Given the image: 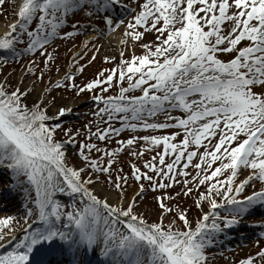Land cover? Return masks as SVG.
<instances>
[{
	"label": "snow or ice",
	"instance_id": "6c2138e0",
	"mask_svg": "<svg viewBox=\"0 0 264 264\" xmlns=\"http://www.w3.org/2000/svg\"><path fill=\"white\" fill-rule=\"evenodd\" d=\"M116 3L0 0V12L6 13L11 5L17 17L0 33V49L18 59L22 53L42 49L58 34L71 35L60 32V25L80 10L88 16L107 13L103 21L112 29L124 23L112 19ZM138 8L125 25L124 36L135 46L145 32L154 33L152 40L140 43L143 54L122 57L102 79L82 86L65 84V79L72 81L71 75L54 82L78 93L115 85L117 95L94 99L104 105L98 113L121 122L117 127L89 130L79 140V129L46 123L48 105L43 98L26 103L31 86L21 89L0 81V168L11 177L9 187L25 194V225L32 217L39 224L22 228L21 238L15 234L19 222L12 215H0V242L9 246L0 254V264H47L46 252L55 249L67 255V264H85L81 253L96 249L106 258L104 264H206L205 248L214 243L213 234L237 225L257 206L264 208V0H140ZM25 36L27 46L20 49L17 45ZM35 71L30 63L28 72ZM42 76L43 72L37 79ZM132 89L140 94L128 95ZM67 111L60 107L54 115ZM171 128L182 136L165 131ZM57 129L64 139L56 138ZM124 129L152 134L128 135L117 140L115 148L103 143ZM137 141L143 143L131 156L142 159L153 147L162 150L143 160L144 170L132 162L130 174L114 169L122 150ZM66 144L73 146L78 161L72 160ZM93 151L98 155L93 157ZM189 166L194 173L186 171ZM241 166L248 170L242 179ZM222 174V179H213ZM129 178L137 186L125 203ZM141 181H147V187ZM94 184H106L113 198L101 196ZM177 184L185 195L195 191L198 208L206 201L211 215L203 212L193 225L188 208L171 203L179 193L161 191ZM249 184L255 190L238 195ZM149 190L158 192L153 197L158 207L155 219L136 209L137 197ZM57 193L67 194L72 203L56 199ZM218 205H227L230 215L220 217ZM257 257L264 264V246L237 264H257Z\"/></svg>",
	"mask_w": 264,
	"mask_h": 264
},
{
	"label": "rangeland",
	"instance_id": "374dc122",
	"mask_svg": "<svg viewBox=\"0 0 264 264\" xmlns=\"http://www.w3.org/2000/svg\"><path fill=\"white\" fill-rule=\"evenodd\" d=\"M140 0H117V3L113 5L111 16L115 23L116 20H123L124 23L118 26H115L112 29H109L107 24L103 21V16L107 13H95L93 12L91 16H88L84 13L83 10L75 12V14H70L67 21L71 22L75 28L63 27L60 25V32H70L71 35L63 36L58 34L55 36L48 44L42 45V49H37L36 52L27 55L19 56L20 58L14 59L10 58L7 61L0 62V81H6L11 87L19 86L23 89L25 86H31L32 92L28 96L26 103H34L36 100L43 98L44 103L48 105L45 109L49 120L47 122L54 121H68L74 124L75 128L77 126L81 127L84 133L86 131L92 130L95 132L97 128L102 129L105 125L109 127H117L121 122L119 120L113 119L108 120L106 115L98 113V108L104 106L101 102L100 104L94 99V96H90L87 90H82L79 93L75 88H66L63 85L54 86V82L58 79L66 77L67 75L72 76V81L64 80V83H75L77 86H82L84 83H87L94 79L97 76V73H100L102 79L103 75H107L108 70L103 73L101 68L117 67L119 61L123 58H130L132 55H141L144 53L145 49L140 46V43L147 42L152 40L154 33L145 32L143 40L137 42L135 46L130 43V37L124 36V28L128 23V20L131 16L139 10L138 4ZM14 6H9L5 12H0V22L3 24H8L14 20L15 14L13 11ZM13 17V18H12ZM17 18V17H16ZM15 18V19H16ZM84 31H88L85 35V38H78ZM112 31L118 32V40L115 44H109L108 38L109 33ZM107 36V37H105ZM86 40H90L88 44L84 46ZM124 43H121V41ZM84 46V47H83ZM50 53V55H48ZM93 53L95 55L93 56ZM83 54L87 55V58L92 55L93 63L89 65L73 66V62L76 59H79V56ZM112 57L105 61L104 57ZM47 59V66L45 61ZM92 60V58H90ZM34 66L35 72L29 73L28 68ZM81 63V62H80ZM43 72V76L37 79L40 73ZM67 74V75H66ZM64 77V78H65ZM96 94L101 96H113L111 88H104V85H97ZM94 88V89H95ZM118 90V89H117ZM138 89H132L128 92V95L138 94ZM86 94V95H85ZM118 94V91L116 93ZM85 95V96H84ZM60 107L69 108L70 111L63 113L60 116L54 115L55 111ZM50 119L52 121H50ZM163 121V116L159 117ZM87 125V128L85 127ZM165 131H177L178 136H182V132L178 129L171 128ZM152 134L151 130H137L136 132H130L127 129L122 130L118 136L112 137L111 141H104L103 143L112 144L113 148L117 147V140L126 139L128 135H145ZM63 134L60 131H57L56 138H60ZM143 141H137L136 145L131 149L122 150L118 155L117 162H114L112 167L114 169H122L124 172H131L130 163H135L141 169L143 168V160L150 159L153 155L160 152L162 149L153 147L152 151H146L143 155V158H137L131 156L130 152L133 150L138 151L139 145ZM100 143H98L99 145ZM69 153H72V160L78 161V154L74 152L73 146L66 145ZM127 148V146H125ZM202 150V149H201ZM168 157L166 156V161ZM197 158H193V162H196ZM159 164V161H156ZM216 163V162H213ZM179 167V165H177ZM144 170V169H143ZM186 171L189 173H194V169L189 166ZM227 171V170H225ZM248 170L244 169L241 166L238 169V178H243L246 175ZM149 174L151 172L149 171ZM115 175V172H113ZM223 174L220 177H214L213 179H222ZM101 181L104 180V176L101 175ZM177 179H180L177 176ZM147 187V181H141ZM11 183V177L9 173L0 168V215H12L15 221L19 223L16 226L15 233L18 237L23 236L22 228L27 229L30 227H37L39 224L36 222L35 218L30 220L27 225L23 221L22 217L26 212L24 207L25 203V194L15 188L9 187ZM137 186V182L134 179L129 178L127 191L124 193V201L127 203L130 197H132ZM259 181L255 182V188H259ZM94 187L97 192L101 195H107L111 200L113 198L112 189L108 188L106 184L102 187L100 185L94 184ZM201 188H204V185H201ZM255 190L253 185L249 184L245 187L244 191L238 195H247L250 191ZM161 191H167L169 194L173 192H178L179 196L174 198L171 203L178 204L181 208H188V219L192 221L193 225L195 221L203 215V212H208L211 215L208 203L206 201H201V207H197L194 203L196 196L195 191L191 194L185 195L181 191V185L177 184L167 189H161ZM16 194V195H15ZM157 190H149L141 197L138 196L137 199L139 203L136 205V209L142 212L145 217L149 219H155L156 213L158 211L157 202L153 199L157 195ZM30 195L34 196V192H31ZM11 196H15V203L10 201ZM55 198L59 199L64 204H71L72 199L67 194H55ZM219 199V197H216ZM76 203H79V198L76 199ZM256 208L250 210V214H246L240 218V221L237 225L226 227L223 231L215 233L212 236L214 243L207 245L205 248L206 251V264H237L239 260L245 258L249 255L254 254L258 251L260 246H264V238L257 240L259 243L252 242L254 238L252 235L253 227L255 226H264V216H258L252 211ZM212 212V211H211ZM211 223V221H208ZM217 222H222L219 219ZM210 231V230H209ZM260 231H264L263 227ZM246 241V244H239L240 241ZM262 240V241H261ZM9 241H12V238L9 237ZM9 250L8 244L6 247L0 249V254ZM60 252L58 249L48 250L45 256L52 257L50 264H53L54 261L59 256ZM85 252L81 253L80 258L84 260ZM65 258L61 259H67ZM105 257L102 256L99 252V249L90 251L89 255L85 259V264H104ZM257 264H259L260 258L257 257Z\"/></svg>",
	"mask_w": 264,
	"mask_h": 264
},
{
	"label": "trees",
	"instance_id": "16d2710c",
	"mask_svg": "<svg viewBox=\"0 0 264 264\" xmlns=\"http://www.w3.org/2000/svg\"><path fill=\"white\" fill-rule=\"evenodd\" d=\"M35 26V21H33L30 25H29V27L31 28V27H34ZM27 43H28V40H27V37L25 36L24 37V40H23V42L22 43H18V45H17V47L18 48H20V49H22V47L21 46H25V44L27 45ZM6 53H8V51L7 50H2V49H0V57H4V59L3 60H0V62H3V61H7V59H9V58H6ZM27 55L26 53H22V54H20V56H22V55ZM93 63V62H92ZM91 63V64H92ZM101 70H103V69H101ZM96 79H101V77H100V73H97V76L95 77ZM103 78V77H102ZM111 90H112V94H114V93H116V91H117V89H116V86L115 85H113L112 87H111ZM87 91H89V95L90 96H95V94H96V88L95 89H93V90H87ZM86 95V94H85ZM84 95V96H85ZM46 123H48V124H50V125H52V124H59L60 125V127L61 128H64V127H70L72 130H77V129H79L80 131H81V135H79V137H78V139L79 140H84L85 139V136L87 135V131H86V133H84V131L82 130V128L81 127H79V126H77L76 128L74 127L75 125L74 124H72V123H70V122H68V121H63V120H59V121H54V122H47L46 121ZM101 128H103V127H101ZM57 131H59V129H57ZM57 139H64V136H61L60 138H57ZM87 142V141H86ZM92 142H94V143H97V145H98V143H101L97 138H95V137H93L92 138ZM105 145H107V147H109V148H113V145L112 144H106V143H104ZM66 145H69V146H71V144H66ZM99 146V145H98ZM76 147H79V144H77L76 145ZM115 148V147H114ZM91 155L93 156V157H95V156H97L98 155V153H96L95 151H93L92 153H91ZM141 170H143V168L141 169Z\"/></svg>",
	"mask_w": 264,
	"mask_h": 264
},
{
	"label": "bare ground",
	"instance_id": "6f19581e",
	"mask_svg": "<svg viewBox=\"0 0 264 264\" xmlns=\"http://www.w3.org/2000/svg\"><path fill=\"white\" fill-rule=\"evenodd\" d=\"M4 31H6V25L0 22V33H3ZM117 40H118V32L117 31L111 32L109 35V38H108L109 44H115V42ZM9 200L13 201L15 203V201H16L15 196H11V198ZM0 245H2V246H0V249H1L3 247H6L7 244H3L2 242H0Z\"/></svg>",
	"mask_w": 264,
	"mask_h": 264
}]
</instances>
